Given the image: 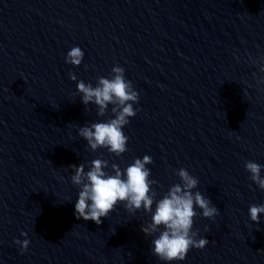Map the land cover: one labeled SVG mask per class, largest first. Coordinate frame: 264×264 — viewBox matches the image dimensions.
<instances>
[{"label":"clouds","instance_id":"obj_1","mask_svg":"<svg viewBox=\"0 0 264 264\" xmlns=\"http://www.w3.org/2000/svg\"><path fill=\"white\" fill-rule=\"evenodd\" d=\"M83 58L82 49L74 46L68 51L65 62L79 66ZM261 70L264 71V68ZM111 72L110 77H98L95 86L83 80L77 83V91L85 106L96 105L97 114L104 116L111 105L114 115V118L106 122L80 127L78 135L87 141L91 150L106 148L109 153L119 157L128 151L129 138L124 134L123 128L129 124V118L135 117L139 111L133 107L139 102V93L133 83L125 78L123 67L116 65ZM69 76L76 80L73 73H69ZM151 163L152 158L145 155L142 159L136 158L124 170L115 163L111 164V173L105 171L109 167V162L105 159L92 160L87 171L84 164L72 165L74 175L71 181L80 189L74 206L75 216L78 220L93 221L100 225L102 218L107 217L118 202H124L130 213L143 208L146 213L151 214V222L146 226L142 225L141 231L147 236L159 233L152 241L153 254L161 261H183L190 249H203L209 243L206 238L197 239L198 233L192 230L194 217L197 215L195 209L199 208L201 215L208 219L218 215L219 210L200 191L193 192L198 180L184 168L176 171L180 183L171 186L157 200V193L151 187L156 181L149 179L151 171L146 167ZM244 167L250 173L249 179L264 190V177L261 176L264 166L249 160L245 161ZM261 214H264V204L249 206L251 221L259 224ZM21 235L26 236L27 233L22 232ZM14 243L24 252L30 242L27 239H17Z\"/></svg>","mask_w":264,"mask_h":264}]
</instances>
